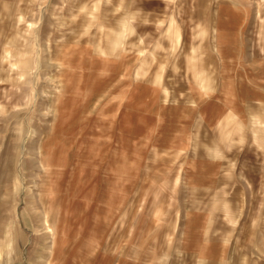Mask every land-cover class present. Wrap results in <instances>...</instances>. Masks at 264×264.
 Masks as SVG:
<instances>
[{
	"label": "rangeland",
	"instance_id": "1",
	"mask_svg": "<svg viewBox=\"0 0 264 264\" xmlns=\"http://www.w3.org/2000/svg\"><path fill=\"white\" fill-rule=\"evenodd\" d=\"M0 264H264V0H0Z\"/></svg>",
	"mask_w": 264,
	"mask_h": 264
},
{
	"label": "bare ground",
	"instance_id": "2",
	"mask_svg": "<svg viewBox=\"0 0 264 264\" xmlns=\"http://www.w3.org/2000/svg\"><path fill=\"white\" fill-rule=\"evenodd\" d=\"M50 226V225H49ZM48 228V227H47ZM50 228V227H49ZM54 246V245H53ZM63 249V248H62Z\"/></svg>",
	"mask_w": 264,
	"mask_h": 264
}]
</instances>
